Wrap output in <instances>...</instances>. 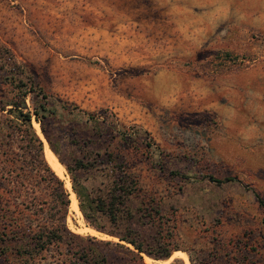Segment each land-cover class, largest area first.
Masks as SVG:
<instances>
[{
    "label": "rangeland",
    "instance_id": "rangeland-1",
    "mask_svg": "<svg viewBox=\"0 0 264 264\" xmlns=\"http://www.w3.org/2000/svg\"><path fill=\"white\" fill-rule=\"evenodd\" d=\"M5 48L61 112L46 128L78 182L93 195L123 155L159 202L183 249L155 260L264 264V0H0ZM67 224L111 238L72 204Z\"/></svg>",
    "mask_w": 264,
    "mask_h": 264
},
{
    "label": "trees",
    "instance_id": "trees-1",
    "mask_svg": "<svg viewBox=\"0 0 264 264\" xmlns=\"http://www.w3.org/2000/svg\"><path fill=\"white\" fill-rule=\"evenodd\" d=\"M5 50L0 49L1 263L145 264L142 254L164 259L173 250L183 249L177 244L175 226L167 224L171 233L161 235L166 223L159 217V202L154 197L138 199L140 177L124 169L127 159L123 155L104 162L108 182L93 195L78 182L46 128L48 119L61 112L58 113L53 99L35 81L21 75L24 71L19 70L14 54ZM62 108L65 111L66 107ZM84 114L82 124L87 126L92 122L94 132L101 135L103 126L93 113L84 111ZM33 120L39 124L50 150L68 169L85 224L111 238L84 235L68 227L71 193L48 162L46 141L35 130ZM103 130L114 129L109 124ZM129 130L120 125L117 135L125 140L131 136ZM146 144L151 146L149 142ZM230 179L211 180L222 183ZM146 227L156 230L159 236L146 237Z\"/></svg>",
    "mask_w": 264,
    "mask_h": 264
},
{
    "label": "bare ground",
    "instance_id": "bare-ground-1",
    "mask_svg": "<svg viewBox=\"0 0 264 264\" xmlns=\"http://www.w3.org/2000/svg\"><path fill=\"white\" fill-rule=\"evenodd\" d=\"M36 127L37 129L39 130V125L38 123H36ZM37 130V131H38ZM40 133V135L44 138V136L42 135L41 131L39 130L38 131ZM42 138V139H43ZM45 139V138H44ZM46 145V157H47V160L48 162L51 164V166L53 167V169L63 178H66L64 176V167L61 165V163L58 161L57 157L54 155V153L50 150L49 146H48V143L45 142ZM71 181H69L68 179H66V186L70 189L71 191V198H72V208L76 209V211L81 215L79 209H78V205H77V200H76V197H75V194H74V191L73 189H71V184H70ZM84 222V221H83ZM82 224V223H81ZM83 228V227H82ZM86 229H89L92 233H98L96 230L94 229H91V228H88L86 226ZM82 230V229H81ZM78 231H80L78 229ZM181 256L183 257L184 259L188 260V257H187V254L183 251H176L173 253V256ZM170 259H166V260H155V259H152L150 257L147 256V262L148 264H167V262L169 261Z\"/></svg>",
    "mask_w": 264,
    "mask_h": 264
},
{
    "label": "water",
    "instance_id": "water-1",
    "mask_svg": "<svg viewBox=\"0 0 264 264\" xmlns=\"http://www.w3.org/2000/svg\"><path fill=\"white\" fill-rule=\"evenodd\" d=\"M130 245V244H129Z\"/></svg>",
    "mask_w": 264,
    "mask_h": 264
}]
</instances>
